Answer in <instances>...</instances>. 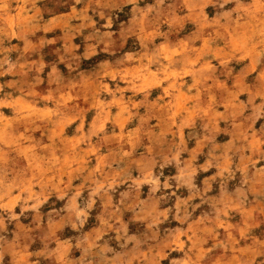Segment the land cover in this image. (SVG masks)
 Instances as JSON below:
<instances>
[{"label":"rangeland","instance_id":"rangeland-1","mask_svg":"<svg viewBox=\"0 0 264 264\" xmlns=\"http://www.w3.org/2000/svg\"><path fill=\"white\" fill-rule=\"evenodd\" d=\"M0 264H264V0H0Z\"/></svg>","mask_w":264,"mask_h":264}]
</instances>
